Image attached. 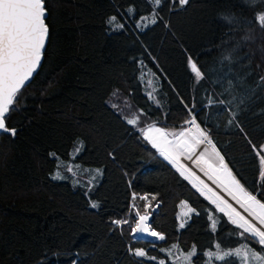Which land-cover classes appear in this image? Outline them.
<instances>
[{
  "label": "trees",
  "instance_id": "trees-1",
  "mask_svg": "<svg viewBox=\"0 0 264 264\" xmlns=\"http://www.w3.org/2000/svg\"><path fill=\"white\" fill-rule=\"evenodd\" d=\"M45 7L42 61L6 117L15 135L0 132V264H158L129 247H145L165 264H175L173 248L195 246L192 264L208 263L204 254L217 244L261 251L141 129L156 122L178 132L195 105L233 174L248 191L264 192L253 150L264 145V0H163L155 24L148 0H45ZM130 7L137 10L131 18ZM110 16L123 30L109 27ZM142 17L149 26L138 29ZM189 57L202 72L199 84ZM209 98L224 103L204 107ZM55 155L102 175L87 187L62 167L65 178L54 179ZM131 192L157 197L149 222L165 240L154 250L149 238L134 241L129 226L112 224L130 215ZM183 202L196 211L180 228ZM133 203L143 214L145 201Z\"/></svg>",
  "mask_w": 264,
  "mask_h": 264
},
{
  "label": "snow or ice",
  "instance_id": "snow-or-ice-1",
  "mask_svg": "<svg viewBox=\"0 0 264 264\" xmlns=\"http://www.w3.org/2000/svg\"><path fill=\"white\" fill-rule=\"evenodd\" d=\"M162 2L163 0H148L153 8L151 24L157 22L159 18L157 10ZM250 2L255 4L257 0H250ZM187 3L188 0H179L180 6ZM126 11L128 17L131 18L135 16L137 10L130 7ZM46 12L45 0H0V132H9L13 136L15 135L16 129L7 127L6 117L10 110H15L14 105L19 93L30 82L41 63L42 51L49 34ZM258 19L264 25V13L260 14ZM146 20L148 17H142L135 26L138 29L148 27L149 25L144 23ZM225 20L228 18L225 17ZM106 23L113 31H120L124 28V24L119 22L117 16H110ZM188 65L190 73L194 74V82L199 84L203 78L200 68L191 57L188 58ZM223 103L224 101L209 98L204 107L223 105ZM185 107L187 108V106ZM194 109L195 105L187 109L190 119L185 121V124L190 125L189 127H184L178 132H169L151 124L146 129H141L143 138L151 143L152 147L156 148L165 160L175 166L181 176L186 179L192 178L195 181L193 187L199 185L200 194H207L206 198L215 206L213 211L224 214L232 225L241 230L238 233L239 236L247 235L261 248V251H256L249 243H244L235 249L225 250L220 244H217L215 250L204 254L208 258V264H213L214 261L219 264H264V255L261 254L264 252V200L258 198V195H264V192L257 191L254 194L253 191H248L241 184L209 133L201 127V122L197 121V113ZM127 123L136 125L138 119H128ZM201 145L207 146L193 160V155ZM253 150L259 157L261 166L258 174L260 188H264V155L260 154L264 151V145H261L260 149H256V146L253 145ZM181 157L191 160L210 180L225 189L252 219L241 214L232 204L209 187L195 172L181 162ZM62 167H66L69 173L73 172L72 166L58 163L54 179L65 178L60 171ZM95 172L97 176L102 175L100 169H96ZM93 180H95V176ZM156 198L155 195H152L150 199L148 194L137 197L133 193V201L137 199L145 201L143 214L138 206L133 204L129 210V218L112 221V224L117 227L129 226L134 241L138 242L148 237L154 238L147 241L152 250L155 249L157 241L165 240V235L152 228L149 222L152 216L149 208ZM91 206L98 207L95 202ZM190 211L195 212L196 210L190 209ZM208 219L212 221V229H216L217 222L213 216L209 215ZM184 226L183 223L180 224V228ZM172 247L177 246L173 245ZM129 253L138 258H145L147 261H157V257L150 256L149 250L145 247H129ZM195 255L196 249L193 246L192 251L182 254L180 260L182 264H192V257ZM158 264H165V260L160 259Z\"/></svg>",
  "mask_w": 264,
  "mask_h": 264
},
{
  "label": "rangeland",
  "instance_id": "rangeland-1",
  "mask_svg": "<svg viewBox=\"0 0 264 264\" xmlns=\"http://www.w3.org/2000/svg\"><path fill=\"white\" fill-rule=\"evenodd\" d=\"M149 80H151V78H148ZM150 86L152 85V83L150 82L149 84ZM151 124H155L157 127H161V128H164L165 130L169 131V132H174L172 130V128L170 127H167L165 125H162V124H159V123H156V122H153ZM151 124H148L147 126H145V129L151 125ZM180 131V130H179ZM147 141V140H146ZM148 142V141H147ZM149 143V142H148ZM151 145V143H149ZM152 146V145H151ZM157 150V149H156ZM77 153V150H73L71 152L72 155L76 154ZM157 153L159 154V151L157 150ZM55 157H57L55 155ZM57 159V165L58 163H64L66 164L67 166H72L73 167V172L72 174H74L75 176V181H79L80 180V184L81 185H84V186H92L94 184L97 183V180L99 179L100 175H96V172L95 170L96 169H100V168H96L94 166H82L80 164H76L72 161V159L70 161H62L59 157L56 158ZM183 163V162H182ZM78 166V167H77ZM62 172V170H60ZM57 172V168L55 169V171L52 173V177H54V175L56 174ZM64 175V174H63ZM95 176V180H93V177ZM65 177V176H64ZM60 180V179H59ZM91 181V183H90ZM93 202H91L92 204ZM190 209H192L191 207H189L185 202L181 203L180 204V207H179V211L178 213L176 214L177 215V218L178 220L183 223L184 221H186V218L188 219V217L191 215V211ZM238 211V210H237ZM129 217V215H128ZM193 248H191L190 250L188 251H182V250H178V248H173L171 250V259L172 261L175 263V264H182L181 260H180V257L182 254H187L188 252L192 251ZM159 259H157V261L155 262H158ZM208 264V263H206Z\"/></svg>",
  "mask_w": 264,
  "mask_h": 264
},
{
  "label": "bare ground",
  "instance_id": "bare-ground-1",
  "mask_svg": "<svg viewBox=\"0 0 264 264\" xmlns=\"http://www.w3.org/2000/svg\"><path fill=\"white\" fill-rule=\"evenodd\" d=\"M190 125H187L185 127H189ZM207 145H201L197 150L196 153L193 155V160L196 158L197 155L201 151H203L204 147ZM181 162H183L185 165H187L193 172L196 173L197 176L200 177L201 180H203L209 187L213 188L219 195H221L224 199H226L230 204L233 205L241 214L247 216L249 219H252V217L249 216L248 213L244 211L243 208L240 207V205L228 194L226 190L223 188H220L218 184H216L214 181L210 180L201 170L199 167H197L191 160H188L186 157H181ZM255 222V221H254ZM259 226V225H258ZM150 239H154L151 237H148Z\"/></svg>",
  "mask_w": 264,
  "mask_h": 264
},
{
  "label": "built area",
  "instance_id": "built-area-1",
  "mask_svg": "<svg viewBox=\"0 0 264 264\" xmlns=\"http://www.w3.org/2000/svg\"><path fill=\"white\" fill-rule=\"evenodd\" d=\"M133 193H134V192H131V196H130V197H131V201H130V204H129L130 207H132V205L134 204V203H133V200H132V195H133ZM135 194H136V193H135ZM136 195H137V194H136ZM143 195H145V194H139V195H137V197H139V196H143ZM127 218H128V217H126V218H124V219H127ZM131 235H132V234H131ZM146 239H148V238H146ZM148 240H149V239H148ZM150 240H151V239H150Z\"/></svg>",
  "mask_w": 264,
  "mask_h": 264
},
{
  "label": "water",
  "instance_id": "water-1",
  "mask_svg": "<svg viewBox=\"0 0 264 264\" xmlns=\"http://www.w3.org/2000/svg\"><path fill=\"white\" fill-rule=\"evenodd\" d=\"M46 15H47V12H46ZM48 38V37H47ZM46 42H47V40H46ZM45 45H46V43H45ZM44 50V49H43ZM42 53H43V51H42ZM41 61H42V59H41ZM39 67V66H38ZM38 69V68H37ZM263 80H264V78H263ZM219 186V185H218ZM220 188H222L221 186H219ZM225 190V189H224Z\"/></svg>",
  "mask_w": 264,
  "mask_h": 264
}]
</instances>
